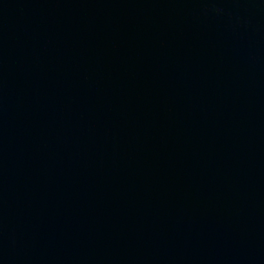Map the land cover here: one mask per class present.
<instances>
[{"label": "water", "instance_id": "1", "mask_svg": "<svg viewBox=\"0 0 264 264\" xmlns=\"http://www.w3.org/2000/svg\"><path fill=\"white\" fill-rule=\"evenodd\" d=\"M0 264H264V0H0Z\"/></svg>", "mask_w": 264, "mask_h": 264}]
</instances>
